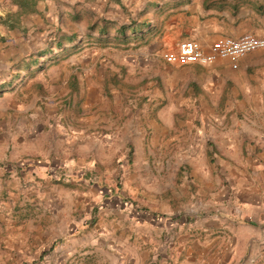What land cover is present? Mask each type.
Here are the masks:
<instances>
[{
    "label": "crops",
    "instance_id": "obj_1",
    "mask_svg": "<svg viewBox=\"0 0 264 264\" xmlns=\"http://www.w3.org/2000/svg\"><path fill=\"white\" fill-rule=\"evenodd\" d=\"M245 34L264 0H37L4 25L0 264H264V49L162 57Z\"/></svg>",
    "mask_w": 264,
    "mask_h": 264
},
{
    "label": "built area",
    "instance_id": "obj_2",
    "mask_svg": "<svg viewBox=\"0 0 264 264\" xmlns=\"http://www.w3.org/2000/svg\"><path fill=\"white\" fill-rule=\"evenodd\" d=\"M258 49H264V37L245 34L237 39L217 38L207 47L194 41H181L176 45L175 52L162 57L166 62L178 65H210L223 59L234 61L245 53Z\"/></svg>",
    "mask_w": 264,
    "mask_h": 264
},
{
    "label": "rangeland",
    "instance_id": "obj_3",
    "mask_svg": "<svg viewBox=\"0 0 264 264\" xmlns=\"http://www.w3.org/2000/svg\"><path fill=\"white\" fill-rule=\"evenodd\" d=\"M13 10L12 7H10V5L8 4V1L7 0H0V17H4V15L6 13H11ZM3 28H4V25L0 23V34H2V31H3ZM106 51L108 53H111L112 50H105L103 49V52ZM113 62H117V56L113 57ZM117 66V64H116ZM132 99V97H128V99L126 100V102H128V104H130L129 106L125 105L124 108H126V111L125 113H131V115L129 116V118L132 116L134 117V112H132L131 110H134L132 107H134L130 102L129 100ZM132 105V106H131ZM143 109V108H142ZM118 115V114H117ZM142 115H146V112ZM128 118V119H129ZM122 119H125V117L122 115ZM138 133H141V135H143L144 137V131L141 130V129H136L135 131H132L131 132V135H135V134H138ZM164 156V157H163ZM133 160H135V156H133ZM137 157V155H136ZM140 159L142 160L143 157H145V155H139ZM180 157H182L181 154H160L159 152H155L153 154V161L156 163L157 161H161L162 159H164L163 161H175V160H178ZM190 157L192 158H195V155H191ZM132 160V161H133ZM136 161H139V159H136ZM162 161V162H163ZM140 162V161H139ZM176 162V161H175ZM177 162H180V161H177ZM125 170H121V172H123ZM141 181H142V186L139 187V183H138V180L135 181V183H132L130 188H129V191L135 189V191H137V195L138 196H143L144 198H147V197H154V198H158L160 197V195L162 194H157V193H154L155 190H156V184H158V181H154L153 183H145V177H146V172H142L141 173ZM139 199V198H138ZM141 201V200H139Z\"/></svg>",
    "mask_w": 264,
    "mask_h": 264
},
{
    "label": "trees",
    "instance_id": "obj_4",
    "mask_svg": "<svg viewBox=\"0 0 264 264\" xmlns=\"http://www.w3.org/2000/svg\"><path fill=\"white\" fill-rule=\"evenodd\" d=\"M10 7L15 8L11 13H6L4 17H0V23L9 27H13L20 16L31 14L37 0H7Z\"/></svg>",
    "mask_w": 264,
    "mask_h": 264
}]
</instances>
